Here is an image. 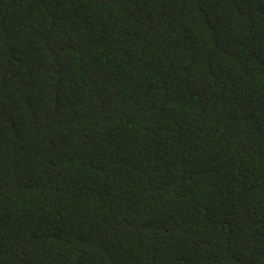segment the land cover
I'll return each mask as SVG.
<instances>
[{"label": "trees", "instance_id": "trees-1", "mask_svg": "<svg viewBox=\"0 0 264 264\" xmlns=\"http://www.w3.org/2000/svg\"><path fill=\"white\" fill-rule=\"evenodd\" d=\"M0 264H264V0H0Z\"/></svg>", "mask_w": 264, "mask_h": 264}]
</instances>
